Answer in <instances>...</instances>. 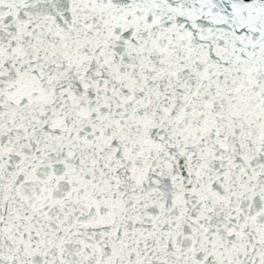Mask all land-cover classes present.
I'll return each instance as SVG.
<instances>
[{"label":"snow or ice","instance_id":"obj_1","mask_svg":"<svg viewBox=\"0 0 264 264\" xmlns=\"http://www.w3.org/2000/svg\"><path fill=\"white\" fill-rule=\"evenodd\" d=\"M0 264H264V0H0Z\"/></svg>","mask_w":264,"mask_h":264}]
</instances>
